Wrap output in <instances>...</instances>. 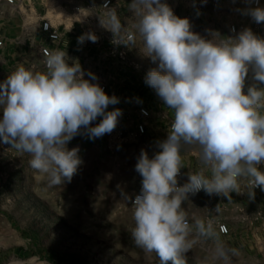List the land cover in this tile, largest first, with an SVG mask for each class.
Segmentation results:
<instances>
[{
    "label": "clouds",
    "instance_id": "obj_1",
    "mask_svg": "<svg viewBox=\"0 0 264 264\" xmlns=\"http://www.w3.org/2000/svg\"><path fill=\"white\" fill-rule=\"evenodd\" d=\"M129 8L142 53L158 62L145 83L174 116L167 138L157 143L160 150L151 158L144 149L140 152L135 165L142 177L139 194L134 199L121 195L132 207L135 246L155 253L159 264H185L194 230L202 237L216 236L211 220L190 222L182 207L190 195L203 190L229 198L231 192L240 193L242 177L252 189L264 191V171L258 168L264 163V39L250 29L226 39L210 31L211 38H204L161 0H131ZM248 14L264 23V8ZM110 22L109 30L119 31L114 12ZM86 39L96 42L97 37L88 33L78 43ZM69 59L66 51L53 50L43 60L44 70L20 64L0 83V141L28 154L29 166L50 186L70 183L81 165L79 147H67L75 136L110 134L122 116L118 108L107 111L119 99L85 79L81 65ZM250 70L256 83L245 91ZM97 117L102 120L92 126ZM184 146L198 149L201 167L179 185ZM230 254L235 250L217 240L215 259L229 264Z\"/></svg>",
    "mask_w": 264,
    "mask_h": 264
},
{
    "label": "rangeland",
    "instance_id": "obj_2",
    "mask_svg": "<svg viewBox=\"0 0 264 264\" xmlns=\"http://www.w3.org/2000/svg\"><path fill=\"white\" fill-rule=\"evenodd\" d=\"M117 1L121 10L115 16L120 29L114 33L101 30L103 39L121 37L128 31L125 25L128 23L122 22L123 1ZM161 2L167 3L176 16L188 18L191 31L207 39L211 38L210 31L218 32L221 36L218 39L235 37L239 33L230 31L232 25H244L257 36L264 32V23L258 26L248 14L252 9L250 0L234 1L228 10L202 6V0H192L193 8L178 1ZM199 3L202 9L198 8ZM132 30L135 43L131 41L122 47L127 61L107 56L106 49L101 48L97 59L84 58L81 63L85 79L100 84L108 96L119 99L107 111L118 108L122 116L110 134L95 139L78 134L68 143L69 149L79 147L82 160L70 183L50 186L46 177L29 166L28 154L0 141V264L20 261L27 264H159L155 253L147 254L135 246L130 233L134 227L132 207L121 192L132 198L139 194L142 177L135 171L137 159L142 149L150 158L160 150L157 143L167 138V127L174 112L145 83L148 71L157 68L158 62L153 63L142 53V43L135 28ZM88 73L96 79L92 80ZM254 83L250 70L245 90ZM142 107L150 109L151 117L144 119L139 115ZM101 120L102 117H97L92 126ZM138 123L147 125L145 134L137 133ZM194 155L199 160L195 146H184L183 164L188 160L197 162ZM242 187L239 195L231 192L228 198L206 193L189 196V201L182 205L190 222L193 218L203 219L205 223L211 220L215 233L218 223H227L231 229L227 237L217 233L214 237H202L194 230L189 236L192 246L183 256L185 264H221L215 259L217 240L235 250V255L230 254L229 264H264V206L256 221L242 219L239 199L246 193ZM252 232L256 235L254 238Z\"/></svg>",
    "mask_w": 264,
    "mask_h": 264
},
{
    "label": "crops",
    "instance_id": "obj_3",
    "mask_svg": "<svg viewBox=\"0 0 264 264\" xmlns=\"http://www.w3.org/2000/svg\"><path fill=\"white\" fill-rule=\"evenodd\" d=\"M122 1V14L124 16L122 22L128 23L125 25H128V31L132 32L135 17L129 8L131 0ZM172 1L186 3L191 8L194 6L192 0H186L190 3L184 0ZM102 2L103 0H79L80 5L90 8H85L81 13H75L66 5V0H21L16 7H11L0 1V40L3 42L2 47H0V83L5 81L8 75L20 64L36 71L44 70V58L40 52L42 46H47L52 51L57 49L66 51L71 61L75 60L80 65L84 58L97 59L98 50L88 48L84 42L78 43V38L84 35L85 30L89 28L96 31L106 29L107 32L112 33L109 30L111 29L110 17H105L101 10ZM234 4V2H223L220 7L228 10ZM44 20H48L52 24L53 30L60 32L59 41L52 42L42 32L41 27ZM2 115V110H0V118ZM194 153L198 156L197 152ZM200 165L198 159L195 163L188 160L181 169L188 176L190 171H199ZM247 180L243 177L239 180V186L241 184L246 190L245 196L239 200L243 208L242 219L248 218L252 221V219H256L257 214L264 206V191L255 192L248 188L246 186ZM242 186L240 188H243ZM250 191L255 193L254 198L249 196ZM204 194L206 192L202 195ZM216 233L220 235L217 230ZM251 236L254 238L256 235L252 232ZM251 244L253 245V242Z\"/></svg>",
    "mask_w": 264,
    "mask_h": 264
},
{
    "label": "built area",
    "instance_id": "obj_4",
    "mask_svg": "<svg viewBox=\"0 0 264 264\" xmlns=\"http://www.w3.org/2000/svg\"><path fill=\"white\" fill-rule=\"evenodd\" d=\"M0 1L11 6V7H16L21 0H0ZM78 1L79 0H66V5L70 9H72L73 12H75V13H81V12H83V10L85 8H90L89 6L85 7V6L80 5L78 3ZM234 1H240V0H202L201 5L202 6H206V5L220 6L221 3H223V2L232 3ZM241 1H244V0H241ZM250 2H251L252 8H256V7L264 8V0H250ZM120 8L121 7H119V2L117 0H103V2L101 4V10H102L103 15H105V17H111V14L113 12H114V14L117 13L119 10H121ZM198 8L202 9V7H200V3H199ZM258 26H259V23H258ZM41 28H42V32L45 33L47 35V38L49 40H51L52 42H57L60 40V32L57 30H53L52 24L48 20H44L42 22ZM244 29H245L244 25H241V26L232 25L230 27V31L233 34H238L241 31H243ZM88 33H91L97 37L96 42H92L91 40H87V39L84 41L85 45H87L88 48L90 47L92 49H96V50H98V52H101L102 49H106L107 56H110L112 58L117 57V58L121 59L122 62L127 61V58H128L127 53L122 49V47L123 46L126 47V45L132 41V39L134 38L133 32L127 31L121 37L120 36H118V37L107 36V38H105V39H103V37L100 36V31H96L94 29L89 28V29L85 30L84 35L88 34ZM258 37L264 39V32H262L260 35H258ZM106 43L109 44V47H107V48L105 47ZM2 45H3V42H2V40H0V47H2ZM51 51H52V49H50L47 46H42L40 49V52H41L44 59H45L46 55ZM102 88L105 91V87H102ZM139 115L142 118L147 119V118L151 117V111L147 107H142L139 110ZM171 121H170V124H171ZM170 124H169V130H170ZM136 131L138 134L143 135L148 131V127L145 123H138ZM258 168L261 171H264V163H261L260 165H258ZM187 179H188V176L185 175L184 170L181 169L180 175L178 176V184L183 185L184 183L187 182ZM246 186L248 188L252 189L248 180L246 182ZM252 190L255 192L262 191L258 187L254 188ZM203 193H204V191L201 190L199 193H197L195 195H190V197L199 196V195H202ZM134 197H133V199H134ZM216 230L223 237L230 236V234H231L230 226L227 223H218L216 226Z\"/></svg>",
    "mask_w": 264,
    "mask_h": 264
}]
</instances>
